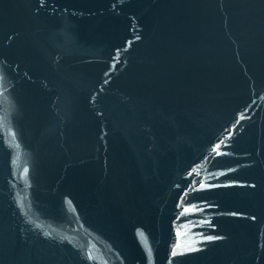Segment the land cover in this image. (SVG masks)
<instances>
[{
  "label": "water",
  "instance_id": "water-1",
  "mask_svg": "<svg viewBox=\"0 0 264 264\" xmlns=\"http://www.w3.org/2000/svg\"><path fill=\"white\" fill-rule=\"evenodd\" d=\"M0 264H264V0H0Z\"/></svg>",
  "mask_w": 264,
  "mask_h": 264
}]
</instances>
